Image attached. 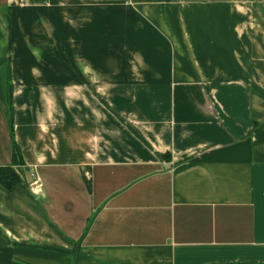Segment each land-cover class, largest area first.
Instances as JSON below:
<instances>
[{
  "label": "crops",
  "instance_id": "0c3cea01",
  "mask_svg": "<svg viewBox=\"0 0 264 264\" xmlns=\"http://www.w3.org/2000/svg\"><path fill=\"white\" fill-rule=\"evenodd\" d=\"M6 62L0 264H264V0H0Z\"/></svg>",
  "mask_w": 264,
  "mask_h": 264
},
{
  "label": "trees",
  "instance_id": "16d2710c",
  "mask_svg": "<svg viewBox=\"0 0 264 264\" xmlns=\"http://www.w3.org/2000/svg\"><path fill=\"white\" fill-rule=\"evenodd\" d=\"M1 82H0V100L6 107L7 122H9V133L11 138V154L12 160L6 165H0V183L4 187L11 188L12 185L20 181V175L14 169V164L23 163V155L21 154V148L14 135V105L12 99V83H11V72L10 62H6L1 70ZM92 218L90 217L88 225ZM86 226V229L88 227ZM238 264V263H237ZM248 264V263H240Z\"/></svg>",
  "mask_w": 264,
  "mask_h": 264
},
{
  "label": "built area",
  "instance_id": "2783aa9c",
  "mask_svg": "<svg viewBox=\"0 0 264 264\" xmlns=\"http://www.w3.org/2000/svg\"><path fill=\"white\" fill-rule=\"evenodd\" d=\"M33 174H35V172H32Z\"/></svg>",
  "mask_w": 264,
  "mask_h": 264
}]
</instances>
